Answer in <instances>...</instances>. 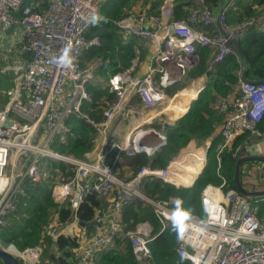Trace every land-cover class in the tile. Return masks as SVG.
<instances>
[{
	"label": "built area",
	"instance_id": "obj_1",
	"mask_svg": "<svg viewBox=\"0 0 264 264\" xmlns=\"http://www.w3.org/2000/svg\"><path fill=\"white\" fill-rule=\"evenodd\" d=\"M103 1L50 0L46 10L39 13L22 7L23 0H0V41L18 24L17 36L26 54L18 66H12L16 94L0 109V230L16 210L18 194L24 195V182L40 185L53 174L56 178L50 197L56 207L41 226L42 234L53 241L60 236L76 239L73 264H98V256L112 250L119 238L130 244L136 264H154L149 243L169 224L178 231L176 254L190 264H264V221L256 214V206L264 204V195L253 198L237 189L223 191L224 178L219 175L222 184H207L200 191L204 217L186 215L175 208L173 197L157 199L145 190L154 180L175 184L169 165L157 168L144 164L130 174L120 163L121 158L127 162L139 155L152 158L165 145L166 134L155 135L152 128H139L123 143L105 133L131 92L138 94L143 107L155 108L162 103L165 89L197 63V47L215 49L207 65L211 74L216 64L236 54L233 38L243 36L249 28L264 30V10L236 25L227 24L224 11L212 13L203 0H196L199 6L187 8L186 15L177 20L171 19V9L159 16L131 12L116 26L123 37L136 38L144 48H150L155 67L141 82L131 78L128 69L111 75L108 83L115 99H104L102 119L94 122L81 113L83 104L90 101L87 86L95 77L92 67H83L80 58L99 43L97 37L87 40L86 35L101 19ZM20 9L21 15L15 17ZM212 25L217 30L215 37L197 28ZM65 49L72 59L68 66L58 62ZM154 72L157 82L153 81ZM65 86L69 87L66 94ZM59 97L62 107L55 101ZM217 109L224 115L218 129L221 141L216 146L217 160L244 131L264 138V132L257 129L264 116L263 81L243 80L240 72L234 92L219 99ZM73 114L83 115L98 132L94 147L83 157L50 147L55 134L67 131L64 122ZM9 118L15 122L4 126ZM258 176V182L245 187L248 191H264V165L258 168ZM90 194H95L102 206L95 211L93 229L87 234L79 225L78 210ZM131 202L150 208L159 223L158 232L149 221L138 222L133 228L125 226L121 215ZM64 207L69 213L61 222ZM0 249L21 264H39L42 251L39 245L20 249L1 242Z\"/></svg>",
	"mask_w": 264,
	"mask_h": 264
},
{
	"label": "trees",
	"instance_id": "obj_2",
	"mask_svg": "<svg viewBox=\"0 0 264 264\" xmlns=\"http://www.w3.org/2000/svg\"><path fill=\"white\" fill-rule=\"evenodd\" d=\"M50 0H23L22 7L28 6L35 12L43 13ZM164 0H104L100 6V20L87 33V40L93 37L99 39L98 46H91L80 58L82 66L86 62L99 59L103 62V76L123 71L129 67V61L133 57V50L138 43L129 39L128 43L120 40L121 33L116 22L125 18L130 11L159 16L160 8ZM194 0H173L171 19H181L186 15V7H190ZM203 5L210 10L219 5V0H203ZM21 7V9H22ZM21 9L15 17L21 15ZM264 10V0H231L230 5L224 11L227 24L236 25L243 20L255 17ZM118 34V35H117ZM120 36V37H119ZM242 56L243 65L246 67L247 80L264 81V30L249 28L243 36L237 39ZM196 52L199 62L192 72V76L202 75L214 52L210 48L197 47ZM237 54L226 56L222 62L212 68V73L206 80L204 87L199 92V103L187 108L176 118L175 128L166 129V143L149 160L144 155L136 156L127 161L128 168L134 174L140 166L148 164L150 167L163 168L174 156L177 149L187 145L191 138L205 140L211 138L205 164L188 188L176 187L173 184L160 180L149 182L145 186L148 195L157 199H166L171 196L175 200V208L186 215L204 217L200 206V191L207 184L220 185L224 180L223 191L236 189L233 183L234 166L237 150L248 140L250 133L244 131L238 134L231 145L219 154L217 160L216 146L220 142V136L215 130L220 128L224 115L217 109L221 98L234 92L239 73L243 68ZM110 70L107 73V70ZM90 102L81 107V113L94 122L102 119V108L106 88L87 86ZM92 91L94 94H92ZM106 99L113 100L107 95ZM196 95L191 98L194 99ZM189 99L188 101H190ZM6 101V95H4ZM187 110V111H186ZM73 114L64 122L67 131L55 134L50 147L59 152L71 153L77 157H83L86 152L94 147L98 136L97 130L85 117ZM259 132H264V116L257 124ZM264 163V162H263ZM224 179L222 180L220 177ZM49 182L34 185L25 181L23 184L24 195L18 194L16 210L6 219L0 230V242L13 243L18 248L34 247L39 245L42 249L39 264H73L76 257L78 243L76 239L60 236L56 241L42 234L41 226L49 219L55 209L50 197ZM100 201L95 194H90L81 204L78 210V219L85 224L82 228L87 234H91L95 222V211L101 208ZM69 210H60V221L68 217ZM257 216L264 221V204L256 206ZM122 222L127 228H133L135 224L149 221L158 232L159 223L150 208L140 202H131L122 211ZM178 245V231L174 225L169 224L150 243L151 261L154 264H190L187 260L178 257L176 248ZM98 264H136L131 253L128 241L119 238L112 250L102 252L97 258Z\"/></svg>",
	"mask_w": 264,
	"mask_h": 264
},
{
	"label": "crops",
	"instance_id": "obj_3",
	"mask_svg": "<svg viewBox=\"0 0 264 264\" xmlns=\"http://www.w3.org/2000/svg\"><path fill=\"white\" fill-rule=\"evenodd\" d=\"M223 1L224 3L227 2V0H223ZM230 2L231 0L228 2V5L225 8V10L230 5ZM191 4L192 5L190 7L199 6V3L196 0H194L193 3ZM190 7L187 6L186 8H190ZM220 9H221V1L219 0V5L215 9L211 10V12L217 14L220 11ZM197 28L200 29L204 34H206L209 37L217 36V30L213 25L207 27L198 26ZM12 30L6 32L3 35V37L7 38L6 42L8 40H11ZM132 39H133L132 41L136 43L138 42V40L134 38ZM120 40L123 43L126 42L128 43L129 39L121 35ZM135 48H136L135 50L138 49L137 46H135ZM139 48H142V50H140L141 53H139V56L137 58V66L135 70L132 73L130 72V77L141 82L142 79L148 73V71L153 69L155 66L150 57L151 54L150 48H148V50H146L147 48L140 46ZM210 50H212V52L215 51V49L213 48H211ZM84 53L85 51L83 52V54ZM22 54L26 56L25 53L22 52ZM19 59L20 61L22 60L21 57ZM131 60L132 58L129 61L130 65H131ZM102 64L103 62L96 58L86 62L83 67L91 66L93 69L95 78L94 81L90 84V86L98 87V88H106L105 96L109 95L113 97L114 100L115 94L112 91H110L109 83H108V79L112 74H106L105 76L100 74V72L103 70ZM107 71H108L107 73L110 72L109 69ZM118 72H122V71H118ZM209 74L210 73L207 72V68L205 72L200 76H192L190 73L186 74V72L184 71V74L180 77L179 80H177L173 85H171L172 86L171 88H173L174 85L178 84V82L185 77H189L190 79L188 80V86L182 90L181 94L179 93L173 95L172 97H168V98L166 97L165 100L159 105H157L155 108L143 107V105L141 104L142 103L141 99L138 96V94H136V92L134 91L131 92L126 99L127 101L121 106L122 108L119 109V112L116 113L114 119L106 127L105 133H107L108 136H110L113 140L123 143H126L128 141V135H130L132 132L136 131L139 128H144V130H146L147 128H152L157 133L165 134L167 128L176 127L177 124L175 123L176 118L186 108L188 110V108H190L194 104L199 103V92L204 87V84L208 79ZM157 80H158V74L154 72L153 81L157 82ZM92 94H94L93 91ZM195 95L196 97L194 99H191ZM105 96L101 97V101L102 100L104 101V99L106 98ZM61 98L62 97L55 98V101L56 104H59V106L62 107L63 105L61 104ZM189 99L191 100L188 101ZM223 121L221 122V125L219 127L222 126ZM217 128L215 130V135L216 133L218 134ZM210 142H211V138H207L205 140H199L198 138L194 137L190 139V141L187 143L186 146L176 150L174 156L170 159L169 163L166 165V166L168 165L170 166V172L172 173L173 177L176 178L175 184L173 185L183 188L191 185V183L196 178V176L201 172L205 164V157L207 155ZM242 146H243V148L241 149L242 154H240L239 156H251V155L264 156L263 137L250 136ZM147 159L149 160V158ZM123 162L124 164H126L125 166L128 168L127 162L122 160V163ZM263 162L264 161L245 162L241 164L240 181L244 187L249 188L251 182L254 180L258 182V177H259L258 168L261 165H264ZM199 163H201L202 166ZM131 170L130 168H128V173L131 174Z\"/></svg>",
	"mask_w": 264,
	"mask_h": 264
},
{
	"label": "rangeland",
	"instance_id": "obj_4",
	"mask_svg": "<svg viewBox=\"0 0 264 264\" xmlns=\"http://www.w3.org/2000/svg\"><path fill=\"white\" fill-rule=\"evenodd\" d=\"M172 1L173 0H164L163 1V4L160 8V14H161V11H163V10L164 11L167 9L172 10ZM19 29H20V26L18 24H16L14 26V30L11 31L12 32L11 33V40H8L6 42L7 38L3 37V39L0 41V109L6 105V103L9 101V98L13 94H16V90H15L16 85H15V81H14L15 75H14V72H13L14 70H13L12 66H18L20 64L19 58L21 57V59H22L23 57H25L24 54H22V48H21L22 47V41L19 39L20 37L18 38V36H17V30H19ZM134 39H136V38H134ZM136 40H138V39H136ZM137 43H138V46L143 47L139 40ZM98 45H99V43L97 45H94V46H98ZM140 50H142V48H139V47L137 50H135V51L133 50V57L131 60V65H129V67L126 68V70L127 69L129 70L128 71L129 76H130V72L132 73L137 66V58L139 56V53H141ZM146 50H148V49H146ZM198 62H199V57H198L197 63ZM197 63L192 68L186 69L185 70L186 74H188V73L192 74V72L195 70V66L197 65ZM126 70H124V71H126ZM188 80H190L189 77H185L181 81H179L178 84L174 85L175 87L173 86V88H171L172 86H169L168 88H166L165 89V93H167L166 97L168 98V97H172L175 94H179V93L181 94L182 90L188 86ZM68 91H69V87L65 86L63 93L66 94V93H68ZM4 95H6V101H4ZM120 160H121L120 161L121 165L125 166L126 164H124V162L122 163V160L125 162H126V160L124 158H121ZM11 163H13V164L15 163L14 159L11 160ZM240 168H241V166H240ZM198 175L196 176V178L198 177ZM49 178L52 179L51 185H50V190H51V186H52L56 176H54L52 174L51 177H49ZM49 178L46 179L47 182L50 181ZM104 201H105V203H107L108 198H105Z\"/></svg>",
	"mask_w": 264,
	"mask_h": 264
},
{
	"label": "water",
	"instance_id": "obj_5",
	"mask_svg": "<svg viewBox=\"0 0 264 264\" xmlns=\"http://www.w3.org/2000/svg\"><path fill=\"white\" fill-rule=\"evenodd\" d=\"M220 1H221V9L218 12V14L221 13V12H223L225 10V8L227 7L228 2L230 0H227L226 3H224L223 0H220ZM151 31H153V30H151ZM232 43H233V46L235 48L236 54L238 55L239 59L242 62V65H243V56H242V53H241V50H240V47H239V44H238L237 39H234L233 38L232 39ZM245 71H246V67L243 65V68H242V71H241V78L243 80H247V78L245 76ZM12 122H15V119L14 118L6 119L5 122H4V126L10 125ZM158 134L159 133H156L155 135H158ZM242 148H243V146H241V149ZM240 154H242V152L239 149V150H237V152L235 154V156L237 157V159H236V162H235L234 173H233V183L235 185V188L237 189V191L239 193H241L242 195L247 196V197H253L254 198V197H259V196L264 195V191H262V192L248 191L243 186V184L240 181V166H241V164H243L245 162H259V161H264V156H254V155H251V156H239ZM195 179L193 180V182L195 181ZM193 182L191 183V185L193 184ZM79 225L81 227H83L85 224H83V223L80 222ZM0 263L1 264H20V262L16 258H14L13 256H11L10 254H8L7 252H5V251H3L1 249H0Z\"/></svg>",
	"mask_w": 264,
	"mask_h": 264
},
{
	"label": "clouds",
	"instance_id": "obj_6",
	"mask_svg": "<svg viewBox=\"0 0 264 264\" xmlns=\"http://www.w3.org/2000/svg\"><path fill=\"white\" fill-rule=\"evenodd\" d=\"M95 20H96V18H93V22H95ZM58 62L60 64L64 65V66H68V65H71L72 64V59L68 56V50L67 49H65L64 53L59 58V61Z\"/></svg>",
	"mask_w": 264,
	"mask_h": 264
},
{
	"label": "bare ground",
	"instance_id": "obj_7",
	"mask_svg": "<svg viewBox=\"0 0 264 264\" xmlns=\"http://www.w3.org/2000/svg\"><path fill=\"white\" fill-rule=\"evenodd\" d=\"M201 166H202V164L201 163H199ZM185 178V177H184ZM15 258V257H14ZM17 259V258H16ZM17 260H19V259H17Z\"/></svg>",
	"mask_w": 264,
	"mask_h": 264
},
{
	"label": "snow or ice",
	"instance_id": "obj_8",
	"mask_svg": "<svg viewBox=\"0 0 264 264\" xmlns=\"http://www.w3.org/2000/svg\"><path fill=\"white\" fill-rule=\"evenodd\" d=\"M178 218H179V216H178Z\"/></svg>",
	"mask_w": 264,
	"mask_h": 264
}]
</instances>
